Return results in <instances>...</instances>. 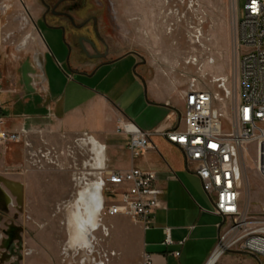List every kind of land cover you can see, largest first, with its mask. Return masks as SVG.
Instances as JSON below:
<instances>
[{
  "label": "rangeland",
  "instance_id": "374dc122",
  "mask_svg": "<svg viewBox=\"0 0 264 264\" xmlns=\"http://www.w3.org/2000/svg\"><path fill=\"white\" fill-rule=\"evenodd\" d=\"M97 3L107 16L106 32L115 34L111 43L120 44L122 52L132 49L142 54L163 84L182 92L189 88L210 91L214 106L227 117L232 115L239 100L242 50L237 30L239 15L243 17L242 1ZM40 9L37 0H0V75L6 80L18 82L24 69L40 73L35 62L43 47L37 25ZM48 73L51 75L49 68ZM41 134L33 146H25L22 165L5 170L10 179L24 184L25 193L20 198L23 207L19 215L13 218L11 213L3 218L15 221L13 225L19 229L15 233L0 229L5 237H13L12 252L0 243V264H119L121 241L128 226L114 224L112 217L101 220L99 216L102 226L94 233L92 251L71 242L76 233L72 202L79 190L97 180L93 162L97 152L90 143L76 140L63 146L51 144L41 139ZM30 157L31 164L26 162ZM242 157V206L248 208L249 216L260 217L264 215V139L250 142ZM19 169L24 171L22 175L11 173ZM226 253L225 258L234 260L218 264H246L243 251L231 248Z\"/></svg>",
  "mask_w": 264,
  "mask_h": 264
},
{
  "label": "crops",
  "instance_id": "0c3cea01",
  "mask_svg": "<svg viewBox=\"0 0 264 264\" xmlns=\"http://www.w3.org/2000/svg\"><path fill=\"white\" fill-rule=\"evenodd\" d=\"M39 35L43 47L35 62L40 73L24 69L18 82L3 76L0 99L5 129L25 128L32 146L39 133L48 143L63 146L88 132L106 146L104 159L109 169L139 168L158 174L157 185L164 191L163 206L154 212L150 229L123 215L112 217L114 224L128 226L121 241L119 264H142L144 252L152 254L155 264H206L218 243L222 218L212 212V198L203 190L194 167L187 165L181 148L162 133L183 127V92L161 83L138 52H122L120 44L111 43L115 34L102 32L110 43L111 56H120L116 61L93 72L96 63L82 66L80 56L75 54L73 67L86 74L69 70L61 49L55 43L50 48L44 34ZM119 117L152 130V146L136 154L130 147V137L117 132ZM25 151L21 143L0 142V173L8 166H21ZM101 160L102 155L98 162ZM165 228H170L172 243L165 242ZM244 253L246 264H259L255 256ZM225 255L217 261L234 260Z\"/></svg>",
  "mask_w": 264,
  "mask_h": 264
},
{
  "label": "built area",
  "instance_id": "2783aa9c",
  "mask_svg": "<svg viewBox=\"0 0 264 264\" xmlns=\"http://www.w3.org/2000/svg\"><path fill=\"white\" fill-rule=\"evenodd\" d=\"M240 1L244 5L237 30L242 50L239 100L232 115L227 117L221 108L214 106L210 91L189 88L183 92V127L162 132L181 148L187 165L194 167L203 190L212 198V212L222 218L218 224V243L206 264L218 250H222V256L231 248L252 254L259 264H264V215L249 216L248 208L242 206V153L250 142L264 139V0ZM2 91L3 76L0 75V93ZM2 106L0 99V142L30 146L25 128L5 129ZM117 132L130 137V147L136 154L152 146L153 131L144 130L133 121L119 117ZM76 141L90 143L96 152L98 147L102 155L101 163L93 161L94 175L103 191L101 220L123 215L150 229L154 212L163 206L164 191L157 185L158 174L139 168L109 169L104 159V144L88 132L82 133ZM26 162L33 163L32 157ZM165 232V242L172 243L170 228H165ZM175 254L178 256L180 252ZM142 264H155L150 252L143 253Z\"/></svg>",
  "mask_w": 264,
  "mask_h": 264
},
{
  "label": "flooded vegetation",
  "instance_id": "af4514ba",
  "mask_svg": "<svg viewBox=\"0 0 264 264\" xmlns=\"http://www.w3.org/2000/svg\"><path fill=\"white\" fill-rule=\"evenodd\" d=\"M37 1L41 6L37 18L38 33L44 34L43 37L45 36L44 39L50 48L55 43L61 49L64 64L69 70L86 74L85 71L73 67L72 60H74L75 54L80 56L82 66L95 62L93 72L120 58V56H111L110 43L102 35V32H106L108 27L105 23L107 16L102 7L98 8L97 0ZM128 52L137 53L132 49ZM138 54L141 61L146 62L144 56L139 52ZM6 173L8 172L0 173V229L6 233H15L19 226L13 224L17 223L12 220L3 221V218L11 213L13 218H16L19 215L18 210L22 209L23 205H19L21 197L16 196L10 188L9 181L15 180L10 179ZM11 173L22 175L24 171L19 169ZM2 224H4V228H2ZM12 242L13 237H5L0 230L1 246L10 250Z\"/></svg>",
  "mask_w": 264,
  "mask_h": 264
},
{
  "label": "bare ground",
  "instance_id": "6f19581e",
  "mask_svg": "<svg viewBox=\"0 0 264 264\" xmlns=\"http://www.w3.org/2000/svg\"><path fill=\"white\" fill-rule=\"evenodd\" d=\"M97 159H101L99 148L97 149ZM9 184L16 196L22 197L24 195L25 187L23 183L9 181ZM72 203L74 205L72 219L75 223L76 233L71 242L78 248L87 249L90 252L93 249L94 233L100 230L102 226V223L99 221V214L103 204L101 183L97 180L89 184L88 187L79 190ZM221 253L222 250H218L210 258L208 264H215ZM101 264L104 263L102 262Z\"/></svg>",
  "mask_w": 264,
  "mask_h": 264
}]
</instances>
